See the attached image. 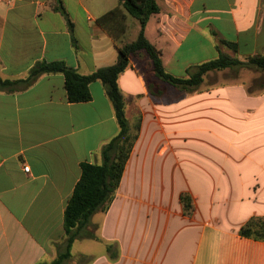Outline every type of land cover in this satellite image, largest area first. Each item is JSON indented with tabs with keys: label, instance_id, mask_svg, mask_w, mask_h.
<instances>
[{
	"label": "crops",
	"instance_id": "0c3cea01",
	"mask_svg": "<svg viewBox=\"0 0 264 264\" xmlns=\"http://www.w3.org/2000/svg\"><path fill=\"white\" fill-rule=\"evenodd\" d=\"M156 1L160 12L145 32L172 76L217 59L219 39L235 43L240 60L264 53V0ZM133 28L138 36L119 0H0V77L25 78L43 61L91 74L117 63ZM145 62L132 58L119 80L133 98L127 120L141 126L115 199L74 243L95 242L101 252L73 245L66 264H264V242L239 235L264 218V79L211 83L231 71L264 73L213 71L187 94L156 80ZM89 88L92 99L77 104L59 74L0 91V264H52L64 251L81 166L101 164L119 133L104 86Z\"/></svg>",
	"mask_w": 264,
	"mask_h": 264
},
{
	"label": "trees",
	"instance_id": "16d2710c",
	"mask_svg": "<svg viewBox=\"0 0 264 264\" xmlns=\"http://www.w3.org/2000/svg\"><path fill=\"white\" fill-rule=\"evenodd\" d=\"M119 3L128 16L139 22L140 31L135 41L126 43L120 48L116 64L100 68L88 75H81L63 61H43L36 63L25 78L4 80L0 77V91L14 93L29 89L43 76L62 75L65 79L68 102L72 104L89 102L92 99L89 86L94 82H100L113 105L119 126L118 135L101 151L102 163H84L81 166V178L75 186L64 214L65 249L52 264H66L71 257L74 243L84 238V230L90 225L92 217L96 214L106 213L115 199L141 126L140 119L133 126L129 124L126 117V106L133 101V98L126 96L119 85L120 77L130 68L132 58L143 54L146 57L144 64L146 71L150 72L160 83L187 94L198 91L205 76L213 71L248 68L264 73V54H256L245 60H240L233 55L223 53L220 49L221 46H225L236 54L237 45L219 39V57L217 59L191 67L186 77L172 76L164 68L161 51L148 40L145 32L150 19L160 12L157 1L119 0ZM60 12L66 15L64 10L61 9ZM119 12L122 11L118 7L101 17L98 22L105 25L117 17ZM180 200L184 213L190 215L194 209L191 198L183 194ZM239 235L264 242V218L250 219L240 229ZM87 237L92 238L93 235L88 234Z\"/></svg>",
	"mask_w": 264,
	"mask_h": 264
},
{
	"label": "rangeland",
	"instance_id": "374dc122",
	"mask_svg": "<svg viewBox=\"0 0 264 264\" xmlns=\"http://www.w3.org/2000/svg\"><path fill=\"white\" fill-rule=\"evenodd\" d=\"M131 19H132V23H134V25L136 24L137 27H139V22H137V20L133 18ZM129 33H130L129 39L131 41H135L138 36L135 35L134 28ZM260 54L263 55L264 53H260ZM229 55H233V52H230ZM238 73L239 74L237 75L235 72L231 71L223 74H218L213 78H211V83L216 82L221 84L224 82H234V81H241V82L244 81L246 83H249L255 80V78L264 79V74L256 73L255 71L249 72L246 70H239ZM101 248L102 247L99 244H95V242L78 241L73 247V252L92 251L99 254L101 252Z\"/></svg>",
	"mask_w": 264,
	"mask_h": 264
},
{
	"label": "built area",
	"instance_id": "2783aa9c",
	"mask_svg": "<svg viewBox=\"0 0 264 264\" xmlns=\"http://www.w3.org/2000/svg\"><path fill=\"white\" fill-rule=\"evenodd\" d=\"M30 168L29 167H24L25 172H29Z\"/></svg>",
	"mask_w": 264,
	"mask_h": 264
}]
</instances>
